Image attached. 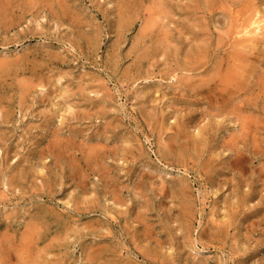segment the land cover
Returning <instances> with one entry per match:
<instances>
[{"label": "rangeland", "instance_id": "374dc122", "mask_svg": "<svg viewBox=\"0 0 264 264\" xmlns=\"http://www.w3.org/2000/svg\"><path fill=\"white\" fill-rule=\"evenodd\" d=\"M8 1L0 264H264V0Z\"/></svg>", "mask_w": 264, "mask_h": 264}, {"label": "bare ground", "instance_id": "6f19581e", "mask_svg": "<svg viewBox=\"0 0 264 264\" xmlns=\"http://www.w3.org/2000/svg\"><path fill=\"white\" fill-rule=\"evenodd\" d=\"M0 1H1V0H0ZM7 1H8V0H7ZM14 1H15V0H14ZM20 1H21V0H20ZM22 1H23V0H22ZM31 1H32V0H31ZM35 1H37V0H35ZM39 1H40V0H39ZM39 1H37V3H38ZM45 1H46V0H45ZM117 1H118V0H117ZM152 1H153V0H152ZM159 1H160V0H159ZM174 1H175V0H174ZM224 1H225V0H224ZM229 1H230V0H227V2H229ZM234 1H235V0H234ZM240 1H244V0H240ZM245 1H246V0H245ZM8 2H9V1H8ZM27 2H28V1H27ZM123 2H124V1H123ZM130 2H132V1H130ZM156 2H157V1H156ZM166 2H167V1H166ZM217 2H218V0H208V6L206 5L207 9H209L210 7L214 8V7H215V4H216ZM236 2H237V1H236ZM1 3H2V2H1ZM28 3H29V2H28ZM28 3H26V4H28ZM32 3H34V1H32ZM54 3H55V2H54ZM70 3H71V1H70ZM164 3H165V2H164ZM169 3H170V2H169ZM174 3H175V2H174ZM202 3H203V2H202ZM246 3H247V2H246ZM246 3H245V4H246ZM249 3H251V2H249ZM24 4H25V3H24ZM24 4H23V5H24ZM119 4H120V3H119ZM157 4H158V3H157ZM180 4H181V3H180ZM230 4H232V3H230ZM28 5H29V4H28ZM39 5H40V4H39ZM56 5H57V4H56ZM61 5H62V4H61ZM121 5H122V4H121ZM138 5H139V4H138ZM161 5H162V4H161ZM166 5H167V4H166ZM174 5H176V3H175ZM178 5H179V4H178ZM178 5H177V7L179 8ZM226 5H227V4H226ZM1 6H2V5H1ZM29 6H30V5H29ZM42 6H43V5H42ZM44 6H45V5H44ZM140 6H141V4H140ZM142 6H143V5H142ZM146 6H147V5H146ZM156 6H157V5H156ZM22 7H24V6H22ZM120 7H121V6H120ZM129 7H130V6H129ZM148 7H149V5H148ZM151 7H152V6H151ZM154 7H155V6H154ZM160 7H161V6H160ZM177 7H176V8H177ZM224 7H225V6H224ZM230 7H231V6H230ZM243 7H244V6H243ZM6 8H7V7H6ZM14 8H15V7H14ZM18 8H19V7H18ZM28 8H29V7H28ZM35 8H36V7H35ZM41 8H42V7H41ZM130 8H131V7H130ZM152 8H153V7H152ZM170 8H171V7H170ZM182 8H183V7H182ZM246 8H247V7H246ZM4 9H5V8H4ZM20 9H21V8H20ZM25 9H26V8H25ZM30 9H31V7H30ZM73 9H74V8H73ZM144 9H145V8H144ZM162 9H163V8H162ZM173 9H174V8H173ZM194 9H195V8H194ZM202 9H203V8H202ZM243 9H244V8H243ZM0 10H1V9H0ZM2 10H3V9H2ZM26 10H27V9H26ZM28 10H29V9H28ZM52 10H53V9H52ZM127 10H128V9H127ZM139 10H141V9H139ZM146 10H147V9H146ZM155 10H157V9L155 8ZM165 10H166V9H165ZM170 10H171V9H170ZM174 10H175V9H174ZM174 10H173V11H174ZM5 11H6V10H5ZM22 11H23V10H22ZM57 11H58V10H57ZM178 11H179V10H178ZM235 11H236V10H235ZM1 12H2V11H1ZM25 12H26V11H25ZM79 12H80V11H79ZM144 12H145V11H144ZM153 12H154V11H153ZM232 12H233V11H232ZM238 12H239V11H238ZM238 12H237V13H238ZM7 13H8V12H7ZM16 13H17V12H16ZM58 13H59V12H58ZM58 13H56V14H58ZM117 13H118V12H117ZM139 13H140V12H139ZM165 13L167 14L166 11H165ZM180 13H181V12H180ZM180 13H177V14H180ZM182 13H184V12H182ZM214 13H215V12H214ZM244 13H245V12H243V14H244ZM0 14H2V13H0ZM19 14H20V13H19ZM22 14H23V13H22ZM26 14H27V13H26ZM56 14H55V15H56ZM81 14H82V13H81ZM150 14H151V13H150ZM175 14H176V12H175ZM240 14H241V13H240ZM62 15H63V14H62ZM169 15H170V14H169ZM172 15H173V14H172V12H171V16H172ZM258 15H259V16H258ZM24 16H25V15L23 14L22 17H24ZM75 16H76V15H75ZM80 16H81V15H80ZM156 16H157V15H156ZM189 16H190V15H189ZM233 16H234V13H233ZM236 16H237V15H236ZM241 16H242V15H241ZM257 16H258L259 18H258ZM56 17H57V16H56ZM151 17H152V15H151ZM153 17H154V16H153ZM167 17H168V16H167ZM169 17H170V16H169ZM175 17H176V16H175ZM0 18H2V17H0ZM138 18H139V17H138ZM156 18H157V17H156ZM199 18H200V17H199ZM241 18H242V17H241ZM260 18H261V17H260V12L256 10V15L254 16V20L252 21V25H256V27H255V29L253 30V32L248 33L247 30H246L247 27H245L242 31L239 30V31H240L239 33H240V34L243 33L244 35H247V34H256L257 31L259 32L260 24H261L262 21H263V20H261ZM18 19H19V18H18ZM118 19H119V18H118ZM167 19H168V18H167ZM170 19H172V18H170ZM197 19H198V18H197ZM205 19H206V18H205ZM212 19H213V18H212ZM242 19H243V18H242ZM263 19H264V18H263ZM2 20H3V19H2ZM6 20H7V19H6ZM78 20H79V19H78ZM83 20H84V19H83ZM152 20H153V19H152ZM174 20H175V19H174ZM177 20H178V19H177ZM203 20H204V19H203ZM20 21H21V20H20ZM155 21H156V19H155ZM172 21H173V19H172ZM204 21H205V20H204ZM234 21H235V20H234ZM237 21H238V20H237ZM243 21H244V20H243ZM2 22H3V21H2ZM2 22H1V24H2ZM74 22H75V21H74ZM150 22H151V21H150ZM170 22H171V20H170ZM232 22H233V21H232ZM145 23H146V22H145ZM146 24H148V22H147ZM149 24H150V23H149ZM153 24H154V23H153ZM169 24H170V23H169ZM174 24H175V23H174ZM197 24H198V23H197ZM242 24H243V22H242ZM198 25H199V24H198ZM240 25H241V23H240ZM240 25H239V26H240ZM12 26H13V25H12ZM149 26H150V25H148V29H150ZM160 26H161V25H160ZM164 26H165V24H164ZM226 26H227V25H226ZM235 26H236V25H235ZM242 26H243V25H242ZM150 27H152V26H150ZM167 27H169V26H167ZM174 27H176V25H175ZM191 27H192V25H191ZM193 27H194V26H193ZM193 27H192V28H193ZM197 27H198V26H197ZM201 27H202V26H201ZM213 27H214V26H213ZM169 28H170V27H169ZM202 28H203V27H202ZM230 28H231V26H230ZM236 28H237V27H236ZM238 28H239V27H238ZM161 29H162V28H161ZM231 29H232V28H231ZM240 29H241V28H240ZM143 30H144V29H143ZM146 30H147V27H146ZM155 30H156V29H155ZM155 30H154V31H155ZM174 30H175V29H174ZM196 30H197V29H196ZM217 30H218V29H217ZM233 30H234V29H233ZM181 31H182V30H181ZM184 31H186V30H184ZM184 31H183V32H184ZM205 31H206V30H205ZM218 31H220V30H218ZM224 31H226V30H224ZM229 31H230V30H229ZM236 31H237V30H236ZM262 31H264V30H262ZM141 32H142V31H141ZM144 32L146 33L147 31H144ZM156 32H157V31H156ZM159 32H160V30H159ZM168 32H169V31H168ZM190 32H191V31H190ZM237 32H238V31H237ZM237 32H236V33H237ZM150 33H151V32H150ZM222 33H223V31H222ZM146 34H147V33H146ZM152 34H153V33H152ZM154 34H156V33H154ZM154 34H153V35H154ZM164 34H166V33L164 32ZM200 34H201V33H200ZM237 34H238V33H237ZM118 35H119V34H118ZM138 35H139V34H138ZM181 35H182V33H181ZM184 35H185V34H184ZM191 35H192V32H191ZM201 35H202V34H201ZM223 35H224V34H223ZM233 35H234V34H233ZM256 35H257V34H256ZM93 36H94V35H93ZM93 36H92V37H93ZM140 36H141V34H140ZM140 36H139V37H140ZM160 36H161V35H160ZM166 36H167V35H166ZM172 36H173V35H172ZM186 36H187V35H186ZM186 36H185V37H186ZM219 36H220V35H219ZM257 36H258V35H257ZM97 37H98V36H97ZM137 37H138V36H137ZM156 37H157V35H156ZM162 37H163V36H162ZM167 37H168V36H167ZM170 37H171V35H170ZM170 37H169V38H170ZM192 37H193V36H192ZM203 37H204V36H203ZM234 37H235V36H234ZM263 37H264V36H263ZM119 38H122V37H119ZM173 38H174V37H173ZM173 38H172V40H173ZM250 38H252V37H250ZM258 38H259V36H258ZM260 38H262V37H260ZM137 39H138V38H137ZM139 39H140V38H139ZM155 39H157V38H155ZM158 39H160V38H158ZM204 39H205V38H204ZM206 39H207V38H206ZM206 39H205V40H206ZM229 39H231V38H229ZM238 39H240V38H238ZM263 39H264V38H263ZM142 40H143V39H141V41H142ZM160 40H161V39H160ZM160 40H158V41L161 42ZM162 40H163V39H162ZM164 40H165V39H164ZM197 40H198V43H199V39H197ZM202 40H203V39H202ZM209 40H210V39H209ZM219 40H220V39H219ZM221 40H222V39H221ZM232 40H233V39H232ZM246 40H247V41L251 40V42H253L254 38H253V39H249V38L247 39V38H246ZM94 41H95V40H94ZM119 41H120V40H119ZM166 41H167V40H166ZM169 41H170V40H169ZM190 41H191V39H190ZM194 41H195V40H194ZM206 41H208V40H206ZM206 41H205V42H206ZM217 41H218V40H217ZM243 41H244V40H243ZM260 41H261V40H260ZM149 42H152V41H149ZM173 42H174V41H173ZM186 42H188V41H186ZM201 42H202V41H201ZM205 42H204V43H205ZM221 42H222V41H221ZM224 42H225V40H224ZM229 42H230V41H229ZM231 42L233 43V41H231ZM237 42H238V41H237ZM263 42H264V40H263ZM135 43H136V42H135ZM144 43H145V41H144ZM162 43H163V42H162ZM171 43H172V42H171ZM171 43H170V44H171ZM191 43H192V42H191ZM207 43H208V42H207ZM226 43H227V42H226ZM260 43H261V42H260ZM167 44H169V42H168ZM167 44L165 43V45H167ZM188 44H189V43H188ZM196 44H197V43H196ZM217 44H219V42H218ZM248 44H249V43H248ZM159 45H160V44H159ZM165 45H164V47H165ZM179 45H180V44H179ZM241 45H242V44H241ZM245 45H246V44H245ZM249 45H250V44H249ZM140 46H144V45H140ZM149 46H151V45L149 44ZM156 46H157V45H156ZM156 46H155V47H156ZM160 46H161V45H160ZM201 46H202V45H201ZM208 46H209V45H208ZM219 46H220V45H219ZM231 46H232V45H231ZM250 46H251V45H250ZM92 47H93V46H92ZM151 47H152V46H151ZM176 47H177V46H176ZM193 47H194V46H193ZM202 47H203V46H202ZM209 47H210V46H209ZM246 47H247V46H246ZM248 47H249V46H248ZM248 47H247V48H248ZM252 47H253V46H252ZM257 47H258V46H257ZM96 48H97V47H96ZM146 48H147V47H146ZM169 48H170V47H169ZM196 48H197V47H196ZM210 48H211V47H210ZM235 48H238V47H235ZM242 48H243V47H242ZM247 48H246V49H247ZM250 48H251V47H250ZM250 48H249V49H250ZM174 49H175V48H174ZM246 49H245V52L247 51ZM251 49H252V48H251ZM256 49H257V48H256ZM137 50H138V49H137ZM137 50H135V51H137ZM156 50H157V48H156ZM156 50H155V51H156ZM169 50H170V49H169ZM175 50H176V49H175ZM196 50L198 51L199 49H196ZM201 50H202V49H201ZM253 50H254V49H253ZM140 51H141V50H140ZM149 51H151V49H149ZM162 51H163V50H162ZM179 51H180V50H179ZM183 51H184V50H183ZM189 51H190V50H189ZM227 51H228V50H227ZM227 51H225V52H227ZM234 51H235V50H234ZM241 51H242V49H241ZM249 51H250V50H249ZM255 51H256V50H255ZM160 52H161V51H160ZM164 52H165V51H164ZM164 52H163V53H164ZM175 52H176V51H175ZM192 52H193V51H192ZM214 52H215V51H214ZM250 52H251V51H250ZM260 52H261V51H260ZM262 52H263V51H262ZM141 53H143V52H141ZM141 53H140L139 55L142 56ZM144 53H145V52H144ZM147 53H148V52H147ZM147 53H145V54H147ZM186 53H187V52H186ZM205 53H206V52H205ZM242 53H244V51H243ZM263 53H264V52H263ZM151 54H152V53H150L149 56H151ZM198 54L200 55V53H198ZM245 54H246V53H244V55H245ZM249 54H250V53H249ZM253 54H254V52H253ZM259 54H262V53H259ZM57 55H58V54H57ZM143 55H144V54H143ZM159 55H160V54H159ZM161 55H162V54H161ZM166 55H167V54H166ZM175 55H176V54H175ZM179 55H180V54H179ZM187 55H189V54H187ZM233 55H235V54H233ZM127 56H128V55H127ZM155 56H156V55H155ZM162 56H163V55H162ZM189 56H190V55H189ZM191 56H192V55H191ZM239 56H240V55H239ZM251 56H252V55H251ZM256 56H257V53H256ZM256 56H255V58H256ZM262 56H263V55H262ZM135 57L138 58L139 56L137 57V56L135 55ZM142 57H143V56H142ZM146 57H147V59L149 58L147 55H146ZM156 57H157V56H156ZM182 57H183V56H182ZM185 57H186V56H185ZM202 57H203V56H202ZM204 57H205V56H204ZM219 57H220V56H219ZM234 57H235V56H234ZM240 57H241V56H240ZM249 57H250V56H249ZM252 57H254V56H252ZM252 57H251V58H252ZM258 57H259V56H258ZM263 57H264V56H263ZM139 58H140V57H139ZM151 58H153V55H152ZM186 58H187V57H186ZM200 58H201V57H200ZM225 58H226V57H225ZM242 58H243V57H242ZM244 58H247L248 60H249V59L251 60V58H248L247 55H245ZM52 59H55V58H52ZM174 59H175V58H174ZM203 59H204V58H203ZM240 59H241V58H240ZM252 59H253V58H252ZM256 59H257V58H256ZM59 60H60V59H59ZM148 60H149V59H148ZM201 60H202V59H201ZM207 60H208V59H207ZM223 60H224V59H223ZM238 60H239V58H238ZM254 60H255V59H254ZM2 61H3V60H2ZM2 61H1V62H2ZM180 61H181V60H180ZM218 61H219V60H218ZM228 61L230 62V60H228ZM234 61H235V60H234ZM252 61H253V60H252ZM252 61H251V62H252ZM255 61H256V60H255ZM260 61H261V60H260ZM263 61H264V60H263ZM136 62H138V61H136ZM185 62H186V61H185ZM202 62H203V61H202ZM202 62H201V63H202ZM204 62H205V61H204ZM261 62H262V61H261ZM138 63L140 64V61H139ZM150 63H151V62H150ZM231 63H232V62H231ZM247 63H249V62L247 61ZM5 64H6V63H5ZM187 64H188V63H187ZM227 64H228V63H227ZM239 64H240V63H239ZM252 64H254V63H252ZM255 64H256V63H255ZM263 64H264V63H263ZM6 65H7V64H6ZM18 65H19V64H18ZM189 65H190V63H189ZM193 65H194V63H193ZM230 65L232 66V64H230ZM261 65H262V64H261ZM172 66H173V65H172ZM200 66H201V65H200ZM220 66H221V65H220ZM226 66H227V65H226ZM233 66H234V65H233ZM233 66H232V67H233ZM245 66H246V65H245ZM248 66H249V65H248ZM176 67H177V66H176ZM178 67H179V66H178ZM182 67H183V66H182ZM184 67H185V66H184ZM189 67H190V66H189ZM193 67L195 68V66H193ZM193 67H192V68H193ZM210 67H211V66H210ZM257 67H258V65H257ZM262 67H263V66H262ZM262 67H260V68L262 69ZM131 68H132V67H131ZM199 68H200V67H199ZM211 68H212V67H211ZM218 68H219V67H217L216 69L218 70ZM228 68H229V67H228ZM233 68H234V67H233ZM260 68H259V69H260ZM136 69H137V68H136ZM207 69H208V68H207ZM253 69H254V71H255V68H253ZM256 69H257V68H256ZM259 69H258V70H259ZM263 69H264V68H263ZM210 70H211V69H210ZM210 70H209V71H210ZM221 70H222V69H221ZM227 70H228V69H226V71H227ZM243 70H244V69H243ZM183 71H184V70H183ZM186 71H187V70H186ZM189 71H190V70H189ZM213 71H214V70H213ZM219 71H220V68H219ZM226 71H224V72H226ZM236 71H237V70H236ZM263 71H264V70H263ZM263 71H259V73H260V72H263ZM140 72H141V71H140ZM210 72H212V71H210ZM228 72H229V71H228ZM252 72H253V71H252ZM187 73H188V72H187ZM204 73H207V72L204 71ZM221 73L223 74L222 71H221ZM242 73L244 74V72H242ZM195 74H196V73H195ZM209 74H210V73H209ZM212 74H214V73L212 72ZM212 74H211V76H212ZM229 74H232V75H233V73H230V72H229ZM235 74H236V73H235ZM263 74H264V73H263ZM215 75H216V74H215ZM232 75H230V76H232ZM245 75H246V74H245ZM206 76H207V74H206ZM213 76H214V75H213ZM218 76H219V75H218ZM222 76H223V75H222ZM226 76H228V75H226ZM230 76H229V77H230ZM234 76H235V75H234ZM237 76H238V75H237ZM256 76H257V74H256ZM34 77H35V76H34ZM207 77H209V76H207ZM214 77H215V76H214ZM220 77H221V76H220ZM239 77H241V76H239ZM191 78H192V77H191ZM242 78H243V77H242ZM37 79H38V78H37ZM194 79H195V78H194ZM216 79H217V78H216ZM228 79H231V80H232V79H234V78L231 77V78H228ZM252 79H253V78H252ZM179 80H180V79H179ZM187 80H188V78H187ZM195 80H196V79H195ZM200 80H201V79H200ZM225 80H226V79H225ZM238 80H240V79H238ZM202 81H203V80H202ZM222 81H223L222 83H224V80H222ZM243 81H245V80H243ZM243 81H242V82H243ZM253 81H255V80L253 79ZM37 82H38V80H37ZM225 82H226V81H225ZM250 82H251V81H250ZM256 82H257V81H256ZM199 83L201 84V81H200ZM212 83H213V82H212ZM215 83H216V82H215ZM222 83H221V84H222ZM244 83H245V82H244ZM246 83H247V82H246ZM197 84H198V81H197ZM200 84H198V85H200ZM207 84H208V83H207ZM250 84H251V83H250ZM217 85H218V84H217ZM224 85H225V84H224ZM239 85H240V84H239ZM246 85H248V84H246ZM252 85H253V84H251V86H252ZM261 85H262V84H261ZM220 86H221V85H220ZM222 86H223V85H222ZM255 86H256V85H255ZM255 86H254V87H255ZM257 86H258V85H257ZM259 86H260V85H259ZM192 87H193V86H192ZM192 87H191V88H192ZM200 87H201V86H200ZM225 87H226V86H225ZM225 87H224V88H225ZM235 87H236V86H235ZM238 87H239V86H238ZM260 87H261V86H260ZM260 87H259V88H260ZM262 87H263V86H262ZM212 88H213V87H212ZM240 88H242L243 90H245L244 88H246V87L243 88V85H242ZM252 88H253V87H252ZM195 89H196V88H195ZM201 89H202V87H201ZM207 89H208V88H207ZM216 89H217V87H216ZM221 89H223V88H221ZM225 89H226V88H225ZM234 89H235V88H234ZM261 89H262V88H261ZM189 90H190V89H189ZM226 90H227V89H226ZM246 90H247V89H246ZM249 90H250V89H249ZM251 90H252V89H251ZM195 91H196V90H195ZM211 91H212V90H211ZM214 91H215V90H214ZM219 91H220V90H219ZM223 91H224V90H223ZM239 91H240V90H239ZM257 91H258V90H257ZM148 92H149V91H148ZM148 92H147V93H148ZM190 92H191V91H190ZM215 92H216V91H215ZM220 92H221V91H220ZM229 92H230V89H229ZM244 92H245V91H244ZM201 93H202V92H201ZM201 93H200V94H201ZM205 93H207V92L205 91ZM224 93H225V91H224ZM226 93H227V92H226ZM238 93H239V92H238ZM250 93H252V92H250ZM258 93H259V92H258ZM187 94H189V93H187ZM222 94H223V93H222ZM228 94H229V93H228ZM260 94H261V93H260ZM197 95H198V93H197ZM210 95H211V94H210ZM220 95H221V93H220ZM230 95H231V94H230ZM245 95H246V94H245ZM261 95H263V94H261ZM45 96H46V94H45ZM211 96H212V95H211ZM225 96H226V95H225ZM239 96H241V95H239ZM243 96H244V95H243ZM251 96H252V94H251ZM207 97H208V95H207ZM212 97H213V96H212ZM226 97H227V96H226ZM246 97H248V96L246 95ZM257 97H258V96H257ZM201 98H202V97H201ZM205 98H206V97H205ZM209 98H210V97H209ZM209 98H208V99H209ZM215 98H216V97H215ZM219 98H222V96H220ZM230 98H231V97H230ZM236 98H237V97H236ZM248 98H249V99H250V98L252 99V97H250V96H249ZM261 98H262V97H261ZM193 99H194V98H193ZM213 99H214V98H213ZM213 99H212V100H213ZM226 99H227V98H226ZM237 99H238V98H237ZM251 99H250V100H251ZM255 99H257V98H255ZM258 99H259V98H258ZM206 100H207V99H206ZM215 101H216V100H215ZM221 101H222V100H221ZM235 101H236V100H235ZM197 102H198V101H197ZM218 102H219V101H218ZM227 102H228V101H227ZM237 102L239 103V100H238ZM241 102H242V101H241ZM255 102H256V100H255ZM238 103H237V104H238ZM248 103H249V102H248ZM196 104H197V103H196ZM198 104H199V103H198ZM209 104H210V103H209ZM217 104H220V103H217ZM227 104H228V103H227ZM229 104H230V102H229ZM234 104H235V103H234ZM251 104H252V103H251ZM253 104H254V102H253ZM211 105H212V104H211ZM235 105H236V104H235ZM242 105H243V104H242ZM245 105H246V103H245ZM247 105H248V104H247ZM249 105H250V104H249ZM217 106H218V105H217ZM230 106L232 107V105H230ZM238 106H239V105H238ZM212 107H215V105L212 106ZM219 107H220V106H219ZM233 107H234V106H233ZM235 107H236V106H235ZM235 107H234V108H235ZM240 107H241V106H240ZM222 108H223V107H221V109H222ZM224 108H225V107H224ZM228 108H229V107H228ZM228 108H227V106H226L225 109H228ZM234 108H233V109H234ZM241 108H242V107H241ZM246 108H247V107H246ZM246 108H245V109H246ZM248 108H249V107H248ZM256 108H257V107H256ZM218 109H219V108H218ZM233 109H231L230 112H232ZM258 109H259V108H258ZM241 110H242V109H241ZM216 111H217V110H216ZM219 111H220V110H219ZM219 111H218V112H219ZM221 111H222V110H221ZM224 111H225V110H224ZM228 112H229V111H228ZM233 112H234V111H233ZM237 112H238V111H237ZM220 113H221V112H220ZM222 113H223V115H225L224 112H222ZM75 114H76V113H75ZM226 114H227V113H226ZM229 114L231 115V113H229ZM232 114H233V113H232ZM237 114H238V113H237ZM239 114H241V113H239ZM243 114H244V113H243ZM245 114H246V113H245ZM228 116H229V115H228ZM232 116H233V115H231V117H232ZM235 116H236V115H235ZM244 118H245V117H244ZM246 118H247V117H246ZM5 119H6V118H5ZM237 119L240 120V118H237ZM248 119H249V118H248ZM252 119H253V118H252ZM235 120H236V119H235ZM245 120L247 121V119H245ZM261 120H262V119H261ZM5 121H6V120H5ZM254 121H255V120H254ZM242 122H243V121H242ZM240 123H241V121H240ZM245 124H246V123H245ZM254 124H255V123H254ZM118 125H119V124H118ZM241 125H243V124L241 123ZM241 125H240V126H241ZM247 125H248V124H247ZM257 126H258V125H257ZM117 127H118V126H117ZM250 127H251V126H250ZM243 128H244V127H243ZM243 128H242V129H243ZM246 129H247V128H246ZM246 129H245V130H246ZM262 129H263V128H262ZM262 129H261V130H262ZM258 131H259V130H258ZM253 134H254V133H253ZM258 134H259V133H258ZM55 136H56V135H55ZM256 138H257V137H256ZM205 139H206V138H205ZM57 140H60V139L58 138ZM66 140L68 141V139H65V141H66ZM54 141H55V140H54ZM71 141H72V140H71ZM57 142H58V141H57ZM190 142H191V141H190ZM230 142H231V141H229L228 143H230ZM232 142H233V141H232ZM232 142L230 143V145L232 144ZM58 143H59V142H58ZM191 143H192V142H191ZM197 143H198V142H197ZM200 143H201V142H200ZM70 144H71V143H70ZM76 144H77V143H76ZM174 144H176V143H174ZM194 144H195V143H194ZM198 144H199V143H198ZM224 144H225V143H224ZM239 144H240V143H239ZM55 145H56V144H55ZM71 145H72V144H71ZM77 145H78V144H77ZM98 145H99V144H98ZM171 145H172V144H171ZM171 145H170V146H171ZM195 145H196V144H195ZM204 145H205V143H204ZM68 146H69V145H68ZM80 146H81V145H80ZM95 146H96V145H95ZM102 146L107 147L106 145H102ZM102 146H101V147H102ZM225 146H226V144H225ZM232 146H233V145H232ZM74 147H75V146H74ZM76 147H77V146H76ZM78 147H79V146H78ZM90 147H91V146H90ZM90 147H89V148H90ZM187 147H188V146H187ZM199 147H200V146H199ZM233 147H234V146H233ZM80 148H81V147H80ZM94 148H95V147H94ZM202 148H203V147H202ZM76 149H77V148H76ZM76 149H75V150H76ZM107 149H109V148L107 147ZM183 149H184V148H183ZM183 149H182V150H183ZM234 149H235V148H234ZM72 150H73V149H72ZM77 150H78V149H77ZM95 150H96V149H95ZM180 150H181V149H180ZM190 150H191V149H190ZM201 150H202V149H201ZM64 151H65V150H64ZM81 151H82V150H81ZM92 151H93V148H92ZM203 151H205V150H203ZM237 151H238V150H237ZM70 152H71V151H70ZM89 152H90V151H89ZM96 152H97V150H96ZM96 152H95V153H96ZM100 152H101V151H100ZM239 152H240V151H239ZM239 152H238V153H239ZM75 153H76V152H74V154H75ZM79 153H80V151H79ZM204 153H205V152H204ZM204 153H203V154H204ZM76 154H78V153H76ZM76 154H75V155H76ZM89 154H90V153H89ZM91 154H92V153H91ZM102 154H103V153H102ZM197 154H198V153H197ZM65 155H67V154H65ZM86 155H87V154H86ZM107 155H108V154H107ZM235 155H236V154H235ZM77 156H78V155H77ZM80 156H81V155H80ZM236 156H237V155H236ZM62 157H63V156H62ZM62 157H61V158H62ZM78 157H79V156H78ZM81 157H82V156H81ZM183 157H184V156H183ZM183 157H182V158H183ZM197 157H199V155H198ZM79 158H80V157H79ZM90 158H91V157H90ZM101 158H102V156H101ZM106 158H107V157H106ZM186 158H187V156H186ZM210 158H211V157H210ZM237 158H238V157H237ZM81 159H82V158H81ZM98 159H99V158H98ZM197 159H198V158H197ZM235 159H236V158H235ZM88 160L90 161V160H92V159H88ZM93 160H94V159H93ZM177 160H179V159L177 158ZM231 160H232V159H231ZM212 162H214V160H212ZM212 162H211V164H212ZM176 164H177V163H176ZM179 164H180V163H179ZM204 164H206V162H205ZM178 166H179V165H178ZM234 166H235V165H234ZM74 167H75V166H73V168H74ZM76 167H77V166H76ZM95 167H96V166H95ZM201 167H202V166H201ZM214 167H215V166H214ZM230 167H233V166H230ZM96 168H97V167H96ZM96 168H95V169H96ZM95 169H94V170H95ZM77 170H78V169H77ZM85 170H86V169H85ZM188 170H189V169H188ZM213 171H214V170H213ZM215 171H216V170H215ZM71 172H72V171H71ZM88 172H89V171H88ZM207 172H208V171H207ZM74 173H75V172H74ZM86 173H87V172H86ZM212 173H213V172H212ZM214 173H215V172H214ZM71 174H72V173H71ZM83 174H84V173H83ZM87 174H88V173H87ZM208 174H209V173H208ZM74 175H75V174H74ZM145 175H146V174H145ZM70 176H71V175H70ZM215 176H216V175H215ZM70 178H71V177H70ZM109 178H110V177H109ZM113 178H114V177H113ZM81 179H82V177H81ZM111 179H112V178H111ZM211 179H212V177H210V180H211ZM113 180H114V179H113ZM80 181H81V180H80ZM86 181H87V180H86ZM106 181H107V180H106ZM144 181H145V180H144ZM144 181H143V182H144ZM145 182H146V181H145ZM140 184H141V183H140ZM140 184H139V186H140ZM176 184H177V183H176ZM186 184H187V183H186ZM218 184H219V183H218ZM109 185H110V184H109ZM114 185H115V184H114ZM119 185H120V184H119ZM180 185H181V184H180ZM182 185H185V184H182ZM117 186H118V185H117ZM112 187H114V186H112ZM141 187H142V186H141ZM162 187H163V186H162ZM183 187H184V186H183ZM166 188H167V187H166ZM178 188H179V187H178ZM113 189H114V188H113ZM161 189H162V188H161ZM167 189H170V188H167ZM174 189H175V188H174ZM172 190H173V189H172ZM188 190H189V189H188ZM170 191H171V189L169 190V193H170ZM176 192H177V191H176ZM178 192H179V191H178ZM180 192H181V190H180ZM186 192H187V191H186ZM141 193H142V194L144 193L143 190H142ZM171 193H172V192H171ZM183 193H184V192H183ZM183 193H182V194H183ZM189 193H190V192H189ZM113 194H114V193H113ZM116 194H117V192H116ZM142 194H141V195H142ZM166 194H167V193H166ZM176 194H177V193H176ZM187 194H188V193H187ZM164 195H165V194H164ZM181 196H182V195H181ZM168 197H169V196H168ZM182 197H183V196H182ZM116 199H117V198H116ZM166 199H167V198H166ZM181 199H182V198H181ZM188 199H189V198H188ZM189 200H190V199H189ZM187 201H188V200H187ZM177 202L179 203L180 201H177ZM179 205H180V204H179ZM181 205H182V204H181ZM189 205H190V204H189ZM191 205H192V204H191ZM184 206H185V204H184ZM184 206H183V208H184ZM186 206H187V205H186ZM142 207H143V206H142ZM188 207H189V206H188ZM145 208H147V207L145 206ZM148 209H149V208H148ZM184 210H185V209H184ZM190 210H191V209H190ZM145 211H148V210H145ZM179 211H180V210H179ZM140 212H141V211H140ZM189 212H190V211H189ZM187 213H188V212H187ZM191 213H192V212H191ZM178 215H179V214H178ZM227 215H228V214H227ZM141 216H143V215H141ZM188 216H190V214H189ZM188 216H187V218H188ZM192 216H193V215H192ZM176 217H177V216H176ZM146 218H147V217H146ZM142 219H143V218H141V221H142ZM183 219H185V218L183 217ZM231 219H232V218H231ZM185 220H190V219H185ZM192 220H193V219H192ZM232 220H233V219H232ZM35 221H36V220H35ZM37 221H38V220H37ZM144 221H146V219H144ZM137 222H138V219H137ZM148 223H149V221H148ZM148 223H147L146 225H148ZM186 223H187V222H186ZM217 223H218V222H217ZM226 223H227V222H226ZM146 225H145V226H146ZM190 225H191V224H190ZM36 226H37V225H35L34 228H36ZM153 226H154V225H153ZM216 226H217V225H216ZM218 226H219V225H218ZM147 227H148V226H147ZM181 227H182V226H181ZM181 227H180V228H181ZM186 227H187V226H186ZM153 228H154V227H153ZM219 228H220V227H219ZM37 229H39V228H37ZM40 229H41V228H40ZM143 229H144V228H143ZM146 229H147V228H146ZM41 230H42V229H41ZM229 230H230V229H229ZM29 231H30V230H29ZM149 231H150V230H149ZM144 232H145V231H144ZM147 232H148V230H147ZM221 232H222V231H221ZM226 232H229V231H226ZM33 233H34V232H33ZM110 233H111V231H110ZM185 233H186V232H185ZM27 234H28V233H27ZM30 234H31V233H30ZM201 234H203V233H201ZM212 234H213V233H212ZM31 235H32V234H31ZM214 235H215V234H214ZM222 235H223V234H222ZM147 236H149V234H148ZM155 236H156V235H155ZM185 236H186V235H185ZM210 236H211V235H210ZM150 237H151V235H150ZM200 237H201V236H200ZM41 238H42V237H41ZM212 238H213V237H212ZM153 239H154V238H153ZM155 239H157L156 241L158 242V238H155ZM223 239H224V238H223ZM39 240H40V239H39ZM159 240H161V238H160ZM162 240H163V239H162ZM11 241H13V240H11ZM137 241H138V239H137ZM134 242H136V241H134ZM50 243H51V242H50ZM105 243H106V242H105ZM105 243H104V246H107L108 243H106L107 245H106ZM53 244H54V243H53ZM13 245H14V243H13ZM160 245H161V244H160ZM162 245H163V244H162ZM8 246H10V245L8 244ZM20 246H22V245H20ZM49 246H50V245H49ZM108 246H109V245H108ZM17 247H19V244H18ZM51 247H52V246H51ZM53 247H55V245H54ZM53 247H52V248H53ZM56 247H57V246H56ZM109 247H110V246H109ZM14 248H15V247H14ZM14 248H13V249H14ZM101 248H102V247H101ZM17 249H18V248H17ZM17 249H16V250H17ZM49 249H50V248H48V251L50 252ZM54 249H56V248H54ZM106 249H107V248H106ZM51 250H52V249H51ZM111 250H112V252H113V249H112V248H111ZM114 250H116V249H114ZM6 251H7V250H6ZM17 251H18V250H17ZM29 251H30V250H29ZM36 251H37V250H36ZM36 251H35V253H36ZM44 251H45V250H44ZM46 251H47V250H46ZM101 251H102V250H101ZM107 251H108V250H107ZM140 251H141V250H140ZM18 252H19V251H18ZM30 252H31V251H30ZM38 252H40V250H39ZM103 252H104V250H103ZM42 253H43V252H42ZM42 253H41V254H42ZM51 253H52V252H51ZM100 253H101V252H100ZM107 253H109V252H107ZM154 253H155V252H154ZM7 254H8V253H7ZM30 254H32V253H30ZM30 254L28 253V255H30ZM33 254H34V253H33ZM41 254H40V255H41ZM46 254H48V253H46ZM101 254H102V253H101ZM101 254H100V255H101ZM104 254H105V253H104ZM151 254H152V253H151ZM155 254H156V253H155ZM28 255H27V256H28ZM38 255H39V253H38ZM105 255H106V254H105ZM107 255H108V254H107ZM110 255H111V254H110ZM21 256H22V255H21ZM21 256H20V257H21ZM25 256H26V255H25ZM36 256H37V255H36ZM43 256H44V254H43ZM47 256H49V255H47ZM153 256H154V255H153ZM16 257H17V255H16ZM38 257H39V256H38ZM94 257H95V256H94ZM97 257H98V256H97ZM147 257H148V256H147ZM27 258H28V257H27ZM27 258H25V260H26ZM29 258H30V256H29ZM105 258H106V257H105ZM107 258H108V257H107ZM113 258H114V257H113ZM113 258H112V259H113ZM116 258H117V257H116ZM154 258H155V257H154ZM7 259H8V258H7ZM20 259H22V258H20ZM48 259H50V258H48ZM54 259H55V258H54ZM11 260H12V259H11ZM13 260H14V259H13ZM30 260H31V258H30ZM38 260H39V258H38ZM157 260H158V259H156V261H157ZM161 260H162V259H161ZM3 261H4V260H3ZM7 261H8V260H7ZM14 261H15V260H14ZM31 261H32V260H31ZM104 261H105V260H104ZM165 261H166V260H165ZM58 262H60V261H58ZM109 262H111V261H109ZM109 262H108V263H109ZM161 262H162V261H161ZM163 262H164V261H163ZM16 263H17V262H16ZM18 263H19V262H18ZM21 263H22V262H21ZM38 263H39V262H38ZM50 263H51V261H50ZM94 263H95V262H94ZM112 263H114L113 260H112ZM121 263H122V262H121ZM165 263H166V262H165ZM19 264H20V263H19ZM31 264H32V263H31ZM41 264H42V260H41ZM47 264H48V262H47ZM106 264H107V259H106Z\"/></svg>", "mask_w": 264, "mask_h": 264}]
</instances>
